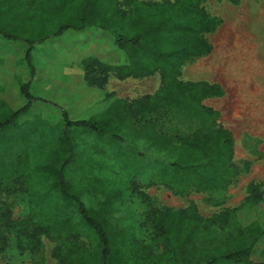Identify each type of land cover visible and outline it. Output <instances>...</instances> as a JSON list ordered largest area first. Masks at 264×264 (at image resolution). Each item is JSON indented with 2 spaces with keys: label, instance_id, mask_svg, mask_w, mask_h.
<instances>
[{
  "label": "rangeland",
  "instance_id": "1",
  "mask_svg": "<svg viewBox=\"0 0 264 264\" xmlns=\"http://www.w3.org/2000/svg\"><path fill=\"white\" fill-rule=\"evenodd\" d=\"M1 1L0 32L21 40H8L0 33V67H15L12 77L20 75L22 78H33L30 94L36 100L31 103L28 113L0 130V217L3 218L9 211V224L13 225L11 228L0 227V264H58L54 252L66 244L79 243L85 249H92L97 245L94 233L84 225L76 208L66 207L61 202L57 196L58 190L53 188L50 181L51 175L47 172L50 168L46 167L55 166L62 153L59 139L65 133V125L62 123L64 113L66 112L70 120L91 119L92 116L104 112L115 100L124 101L128 105L126 112L130 116L134 113L131 104L155 94L161 86V78L159 73H155L143 78L120 79L115 72L110 71L104 89L88 87L83 78L84 71L82 76L83 69L79 67L81 59L97 56L111 65L125 62L123 55L117 51V42L111 38L110 41L98 44L95 30L66 31L58 38L35 46L27 61L29 44L26 40L40 39L56 25L51 28L48 22L44 29L41 26L43 23L33 22L30 13L32 5L36 4L34 2L31 5H22L18 0ZM140 1L161 4L174 3L176 0ZM120 5L129 10L125 1L120 0ZM203 6L211 17L220 19L222 24L214 33L206 35L213 46L212 53L187 62L179 79L183 82L195 81L213 85L219 79L218 65L221 59H229L232 63V75L234 74L235 40L238 45H255L256 51L264 47V0H206ZM36 12L43 11L37 9ZM224 30L228 33V44L231 46L229 48L226 45L221 51L219 46ZM96 46L102 47L105 55L98 53L100 47L95 50ZM0 76L6 79L2 84L6 93L0 94V101L10 108H18L28 102L18 88L23 84L19 77L6 78L4 74ZM210 103L207 102L206 105ZM2 106L0 104V118L7 115L5 107ZM102 119L107 120L109 125L101 126ZM136 119L131 124L144 122ZM116 121H119L116 111L111 110L106 117L94 121L98 128L101 127L96 133L79 127L68 130L71 140H67V145L71 147V163L66 167L65 174L70 186L81 193L83 202L90 209L99 212L118 206L113 220L116 224L112 223V226L120 223L121 229L125 227L130 241L133 240V232L137 235V243L132 241L131 246L135 247L137 244L139 248L152 253V258H147L148 264L162 263L165 256L160 246L157 248L153 243V227L143 220L142 214L149 203L167 213L196 204L204 215L212 216L220 213L225 208L224 205L229 206L227 208L238 207L244 200V191L239 188L238 181L226 192L205 194L193 189V184L197 188L205 186L206 179L198 178V173L194 174L190 170L188 164L191 155L187 153L181 156L183 163L177 166L171 157L164 158L163 154L153 148L152 152L156 153L152 156L153 159L141 162L131 152L133 149L140 153L147 142L135 138L124 129L120 130V124ZM113 135L123 137H119V141L111 145L109 140ZM182 152L183 148L179 147L178 153ZM229 153L227 147L223 148L221 158L226 159ZM173 154L177 157L176 148ZM246 155L241 154L243 157ZM199 170L204 172V168L200 167ZM161 176L173 181L182 190L191 184L192 189L177 191L162 183L159 180ZM83 178L86 179L81 182ZM89 185L91 186L87 187ZM258 187L264 192V183ZM138 192L147 195L149 202L142 199ZM230 192H233V196L228 198ZM250 207L252 206H244L232 226L208 229L207 233L217 243L202 245L200 242L198 246L206 248L207 245L227 243L237 235L239 228L254 220L264 225V202L258 207ZM33 222L43 227L45 232L37 238L39 243L34 251L23 250L25 248L21 245L26 243L27 237L21 234V229L27 228L32 233L34 228L26 225H34ZM198 224L199 222L192 220L191 225L197 227ZM205 228L202 225L200 232L206 231ZM251 252L253 261L264 260V236Z\"/></svg>",
  "mask_w": 264,
  "mask_h": 264
},
{
  "label": "trees",
  "instance_id": "2",
  "mask_svg": "<svg viewBox=\"0 0 264 264\" xmlns=\"http://www.w3.org/2000/svg\"><path fill=\"white\" fill-rule=\"evenodd\" d=\"M123 1L127 3L129 10L121 7L120 0H18L22 5L36 3L31 6L30 15L33 17V22L43 23L41 26L44 29L47 28L48 22L51 28L56 25L44 37L26 40L29 44L27 61L35 46L58 38L66 31L95 30L98 44L110 41L111 38L117 42V51L123 55L125 62L111 65L97 56L82 59L81 67L88 87L104 89L110 71L115 72L120 79L143 78L155 73H159L161 78V86L155 94L145 96L135 104H131L134 113L130 116L126 112L128 105L124 101L115 102V100L104 112L92 116L91 119L70 120L66 112L64 113L65 118L62 123L65 125V133L59 139L62 153L55 166L46 168H50L47 172L51 175L49 178L53 188L58 190L57 196L64 206L76 208L84 225L94 233L97 245L95 248L85 249L79 243L66 244L54 252L58 264H148L147 258L153 256L151 252L139 248L137 244L134 245L135 247L131 246L132 241L137 243V235L135 236L134 232L133 240L130 241L124 226L123 229L120 223L112 226L118 206L113 209L110 207L108 211L95 212L83 202L81 193L70 186L65 174L66 167L71 163V147L67 145V140L69 142L71 140L69 129L79 127L96 133L101 127L98 128L94 121L106 117L113 110L116 111L119 120L116 122L120 124V130L124 129L135 138L147 142L140 153L133 149L131 152V155L138 156L141 162L153 159L152 156L156 154L152 152L153 148L163 154L164 158L171 157L177 166L183 163L181 156L184 153L191 155L188 167H191L190 170L194 174L198 173V178L206 179L205 186L197 188L193 184V189L206 193L223 192L239 174V169L233 163L234 139L231 133L219 123V113L203 104L205 99L223 96V90L219 85L183 82L179 79L182 68L187 62L212 53L213 46L206 35L214 33L222 21L206 12L203 6L206 0H176L174 3L161 4L145 3L140 0ZM37 9L43 12H36ZM0 33L8 40L20 39ZM99 47L96 46L95 50ZM97 52L105 55L102 47ZM30 86L31 83L21 87L22 94L28 100L23 108L13 110L5 102L0 101L7 114L0 118V130L30 111L31 103L36 100V97L30 94ZM136 118L144 121L142 123L140 121L138 127V124H131ZM100 124L105 126L109 125V122L102 119ZM110 137L109 143L112 145L123 136ZM179 147L183 148L181 154L178 153ZM225 147L230 153L229 157L222 159L221 152ZM174 148L177 150V157L173 154ZM197 162L200 164L198 165ZM200 167L204 168L203 173L200 172ZM159 180L177 191L192 189L191 184L182 190L164 176ZM138 193L142 199L149 202L147 195L143 192ZM248 193L244 206L258 207L264 202V192L258 186L251 185ZM145 208L142 214L143 220L153 227L155 233L153 243L157 248L160 246L165 255L162 263L155 264L231 262L264 264V260L256 263L250 260L252 248L264 236V225L259 221L239 228L237 235L227 243L207 245L204 248L205 246H198L201 241H195L197 236L204 232H200L202 225L206 227L204 230L207 237L210 234L207 233L208 229L215 226L222 228L232 226L237 219L235 211H224L216 217L204 219L195 206L180 211L171 210V213L154 208L150 203ZM7 212L3 218L0 217V227H13L9 224L11 213ZM192 220L199 222L197 227L191 225ZM33 224L26 225L34 228L32 233L27 228L21 229L22 233H20L27 237L26 243L21 245L25 248L23 250L34 251L39 243L37 238L45 232L38 223L33 222ZM210 240L213 241L211 235ZM201 244L206 245L202 242Z\"/></svg>",
  "mask_w": 264,
  "mask_h": 264
},
{
  "label": "crops",
  "instance_id": "3",
  "mask_svg": "<svg viewBox=\"0 0 264 264\" xmlns=\"http://www.w3.org/2000/svg\"><path fill=\"white\" fill-rule=\"evenodd\" d=\"M227 35L228 33L224 30L219 46L221 51H223V48H225L226 45L229 46V48L231 46V44H228L230 41ZM236 42L237 41L235 40L234 74L232 75V63L228 61L229 59H221L218 65L219 79L217 82H213V85H219L221 87L224 93L223 96L205 99L203 104L219 113V123L225 130L231 133L234 139L233 163L239 169V174L233 178V182L224 190V192L228 191L231 186L238 181V186L244 191L245 197L242 202L240 201L241 203L238 207L227 208L229 206L224 205L225 208L222 209L221 212L235 211L238 218L239 212L243 210L245 200L249 196V187L251 185L258 186L259 184L264 183V47H261L256 51V46H253V44L245 43L238 45ZM229 48L226 49L228 50ZM1 62L2 60L0 63ZM79 67L81 68V66ZM15 69V67L10 69L0 67V74H4L6 78L19 77L21 79V84L23 83L22 86L33 82V78L28 75H26L28 77L23 78L20 75L12 77L11 75H14ZM5 80L6 79H2L0 76V94L6 93L4 91L6 88L2 85L6 82ZM21 87H18L20 92ZM18 100H20L19 97ZM207 102L211 103L206 105ZM27 103L18 108L12 109L19 110ZM242 153H246L247 155L243 157L241 156ZM203 193L206 194V192ZM231 196H233V192H230L228 198ZM190 206H195L199 215L204 219L216 217L221 213L206 216L196 204H190L174 211L185 210ZM250 208H255V206ZM254 221H251L250 223ZM208 235L209 236L206 237V231H204L201 235L197 236L195 241H201L204 244L218 242L214 239L213 241L210 240V234ZM250 260L256 263L252 260L251 256Z\"/></svg>",
  "mask_w": 264,
  "mask_h": 264
}]
</instances>
